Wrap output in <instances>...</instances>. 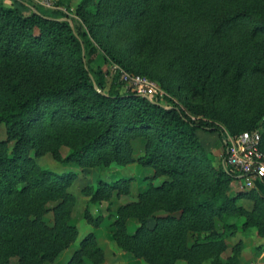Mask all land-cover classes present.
I'll list each match as a JSON object with an SVG mask.
<instances>
[{
    "label": "trees",
    "instance_id": "trees-1",
    "mask_svg": "<svg viewBox=\"0 0 264 264\" xmlns=\"http://www.w3.org/2000/svg\"><path fill=\"white\" fill-rule=\"evenodd\" d=\"M10 1L0 0V264H52L78 237L69 224L75 175L40 167L46 154L81 170H152L113 220L114 242L135 259L240 264L242 240L226 242L237 233L229 219L264 239V187L230 194L239 177L224 163V134L256 131L264 153V0H81L76 19ZM111 65L155 81L167 97L125 90ZM199 131L218 134V166ZM137 139L143 154L135 159ZM132 181L99 180L82 193L107 201L128 195ZM84 219L101 223L87 210ZM85 259L105 261L92 233L67 264Z\"/></svg>",
    "mask_w": 264,
    "mask_h": 264
},
{
    "label": "rangeland",
    "instance_id": "rangeland-1",
    "mask_svg": "<svg viewBox=\"0 0 264 264\" xmlns=\"http://www.w3.org/2000/svg\"><path fill=\"white\" fill-rule=\"evenodd\" d=\"M29 3L35 4L32 0H27ZM4 4L6 5L5 0H3ZM81 2V0H53L54 6L62 9V10H73L75 12L76 6ZM39 6V5H37ZM41 7V6H39ZM42 8V7H41ZM95 67V65L93 66ZM110 80V78H109ZM178 103V102H177ZM195 117H192L194 120ZM1 134L4 137V130H1ZM199 141L209 152L208 148L211 150V155L214 159V166H218V162H215L217 158L218 160L222 157V150H221V142L217 133H203L197 132ZM208 145V146H206ZM133 150H134V158L137 159L143 154V141L140 139L134 140L132 142ZM67 152V149L63 150V154ZM37 163L40 167L44 169L51 170L55 173H72L75 175L74 180L72 181L71 187L69 189L70 194L74 197L75 204L72 209V213L70 216L69 224L74 226L78 230V237L76 241L69 246L70 251L64 250L59 254V256L54 260L52 264H67L70 260L71 256L75 251L79 248L80 241L89 233L94 234L97 245L102 249L105 257V253L108 254L105 257V261L102 263L104 264H113L114 262L111 256H114L116 252L117 254H126L130 257H125L122 259L121 264H145L141 259H135L131 254L124 252L123 250L119 249L116 243L113 240L114 234V227H113V220L115 219V212L118 206L125 205L131 203L136 200L137 195L142 192L149 184L148 180L152 176V170L149 168H143L138 163H133L130 166L125 167H105V168H94V169H85L81 170L75 166L68 165V164H61L58 161L54 160L49 154H46L37 159ZM123 177L131 178L132 184L130 188V193L125 196L116 197L112 195L111 199L107 201H102L98 203H90L89 197L83 195L82 190L86 187L96 188L97 182L99 180L105 182H111ZM160 180L155 181V184H159ZM237 182H233L230 190V194H234L238 191ZM233 192V193H232ZM238 205L244 207L245 209H251L252 203L245 199L238 201ZM85 210L88 211L89 215L92 219L100 218L101 223L98 227H94L93 225L87 223L84 219V212ZM44 221L47 225L52 224V214L49 213L45 216ZM229 223H233L237 225V232L232 238H228L227 241L229 242L230 246L232 247L236 242H238L241 238H246L252 242L251 240L256 236L255 229L251 228L248 229L246 232H243L241 229L242 220L231 218L229 219ZM137 222L134 219H131L127 222V231L129 233H133L137 228ZM149 225H152V221H149ZM216 226L218 229L221 228V223L216 222ZM254 230V231H253ZM255 232V234H253ZM111 237V238H110ZM102 242H105V246ZM112 242L114 245H112ZM102 243V244H101ZM108 244H110L108 246ZM247 244V243H246ZM104 247H103V246ZM113 246L114 251H110V247ZM249 248L250 253H254L253 245H247ZM261 245L258 247V251L261 250ZM243 251V250H242ZM228 252V251H227ZM264 254V250L260 251V253ZM242 254V253H241ZM241 258V257H240ZM111 262V263H110ZM250 262V261H248ZM247 262V263H248ZM86 264H91V262L85 259Z\"/></svg>",
    "mask_w": 264,
    "mask_h": 264
},
{
    "label": "built area",
    "instance_id": "built-area-1",
    "mask_svg": "<svg viewBox=\"0 0 264 264\" xmlns=\"http://www.w3.org/2000/svg\"><path fill=\"white\" fill-rule=\"evenodd\" d=\"M47 10H56L69 18L76 19L73 10H62L54 6L53 0H32ZM111 76L117 75L125 90L145 97L149 101L161 100L167 97L166 93L155 82L140 75L130 74L117 65H111ZM227 145L224 163L238 177V190L248 191L258 185L264 187V153L260 148V135L258 132H243L237 136L224 134ZM247 264H264V254Z\"/></svg>",
    "mask_w": 264,
    "mask_h": 264
},
{
    "label": "crops",
    "instance_id": "crops-1",
    "mask_svg": "<svg viewBox=\"0 0 264 264\" xmlns=\"http://www.w3.org/2000/svg\"><path fill=\"white\" fill-rule=\"evenodd\" d=\"M5 2H6V5H10L11 4V1L10 0H5ZM35 3V2H34ZM32 4V3H31ZM204 133V132H203ZM206 146H208V145H206ZM208 148V150H209V152H211V150L209 149V147H207ZM219 158H217L216 159V161L215 162H218V164L217 165H219V163H220V160H218ZM128 166H130V165H128ZM254 231V230H253ZM253 234H255V232H253ZM111 238V237H110ZM239 240H242V242H243V251H242V254H241V258H240V264H247V262L248 261H252V260H254V259H256V258H258L261 254H262V252L261 253H259V255L257 256V257H255V252L254 253H250L248 250H249V248H248V246L247 245H253L254 247H259L260 245H261V250L260 251H262V250H264V239H261V238H258V237H254L251 241V243H250V241L248 240V239H246V238H241V239H239ZM227 242V245H228V247H231L230 246V244H229V242L228 241H226ZM103 244L105 243V242H102ZM101 243V244H102ZM247 243V244H246ZM110 244H108V246H109ZM112 245H114V243L112 242ZM103 246V245H102ZM104 246H105V244H104ZM103 246V247H104ZM71 247V246H70ZM112 250L114 251V249H113V246H111L110 247V251L112 252ZM255 250V249H254ZM253 250V251H254ZM66 251H70V248L69 249H67ZM259 251V252H260ZM117 253H119V252H116V253H113L112 252V254H115L114 256H111L110 258H112L113 259V261L112 262H114L113 264H121V262H122V259L123 258H125V257H130L129 255H126V254H122V253H120V254H117ZM228 255H230V251H228V252H226V256L225 257H227ZM108 256V254H106L105 253V257H107ZM106 260V259H105ZM111 263V262H110ZM104 264H107V262H105Z\"/></svg>",
    "mask_w": 264,
    "mask_h": 264
}]
</instances>
